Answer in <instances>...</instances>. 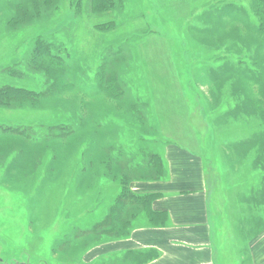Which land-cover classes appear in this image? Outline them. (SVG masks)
<instances>
[{"label": "rangeland", "instance_id": "1", "mask_svg": "<svg viewBox=\"0 0 264 264\" xmlns=\"http://www.w3.org/2000/svg\"><path fill=\"white\" fill-rule=\"evenodd\" d=\"M17 1L0 0V90L13 85L40 93L51 86L45 80L47 68L59 76L50 58L60 53L37 55V64L40 61L45 68L27 65L44 39L66 46L68 60L77 71H66V81L53 78L54 87L71 88L40 96L49 105L25 103L13 108L0 104V264L139 262L131 256L119 258L129 251L116 247L130 238L135 226L144 227L139 217L122 237L103 238V230L95 227L121 186L102 169L92 165L84 169L86 158L92 155L87 152L90 140L81 142L75 135L106 139L112 131L107 123L119 125L111 135L113 146L122 144L129 152L139 146L152 147L166 159V147L172 145L198 153L205 161L211 187L209 207L218 261L259 264L252 245L264 232V101L250 98L258 93L245 81L263 75V67L253 64L264 57V43L258 49L259 37L249 30L258 21L254 1L122 0L119 11L95 14L89 0H62L61 6H53L48 13L34 0H22L19 3L27 7L21 19L13 16L15 8L9 5ZM230 6L235 10L231 12ZM230 12L242 13L249 28L241 19L232 22ZM110 19L117 22L115 29L96 28ZM103 60L108 62L107 77L128 84L134 98L145 103L141 112L150 115L156 134L143 137L148 141L140 136L139 128L125 122L116 99L115 117H95L93 107L98 102L107 104L108 96L94 90L90 93L106 98L91 96L70 79L79 76L91 82ZM55 98L56 107L50 104ZM260 98L264 100L261 94ZM69 104H78L75 117L70 118L71 108L62 107ZM79 116L77 121L89 117L100 127L80 128L70 140L68 135L30 140V131L47 135L48 129L71 125ZM8 127L15 130L7 133Z\"/></svg>", "mask_w": 264, "mask_h": 264}, {"label": "trees", "instance_id": "2", "mask_svg": "<svg viewBox=\"0 0 264 264\" xmlns=\"http://www.w3.org/2000/svg\"><path fill=\"white\" fill-rule=\"evenodd\" d=\"M89 1H90V10L95 14L103 13V12L115 13L120 10L119 6L121 7V5L123 4L122 0H89ZM252 1H254L253 7H254V11L257 14V19H258L256 23H251L254 24L255 26L249 28L250 22L241 15L242 13H239V15H234V14L232 15L231 12L232 10L235 9L234 7L231 6L229 9L231 11L229 15V19H231L232 22H237L238 20L241 19L245 24V26L247 25L249 30L254 32L253 36L259 37V39H257L256 46L258 49H260V44L264 43V0H252ZM19 2H22V0H18L16 3L13 2L9 4L14 6L15 13L13 14V16H15L17 19L22 18V11H24L23 8L27 7L26 5H22V3ZM61 3L62 0H34V4L37 7L42 8L45 13H48L49 11L52 12L54 8H58L57 5L61 6ZM28 12L29 10L25 11L23 15L24 14L26 15ZM223 15L228 16L227 14H223ZM245 20L248 21L249 23H246ZM116 27H117V22L114 21V19H110L109 21L99 23L98 25H96V28L100 31H109L115 29ZM236 29H238L237 26L234 28V31H236ZM38 45H39L38 48H36L33 55H31L30 60L28 61L27 59V63H28L27 65H29L31 68L32 67L33 68L38 67V69L45 68L43 67V64L40 65V61L37 64L38 56H43V52L45 53L47 52L51 54L54 52H58L60 53L59 55H55L54 53V56L50 58V63L53 65L56 71H60L59 76L55 71L50 72L49 69L47 68L48 76L46 77L47 79L45 78V80L47 81V84L48 85L51 84V86H48L46 91L40 93L36 92V90L33 89L20 88L13 85L11 87L2 88L0 90L1 105L13 106V108H16L19 107L20 104H25V103L27 104H36L39 102H40L39 104L47 103V98L40 100L41 98L40 96H43L45 94L51 95L55 93H62L68 90L69 88H71L64 85H61L59 87H54V84L51 83V81H53V78L56 81L57 77H59L60 81L63 80L66 81L67 79L64 78L66 75V71H69V69H70L69 73L77 71V67L74 66V63H71L68 60L69 58H71L68 48L66 46L65 48L62 46L58 47L56 43H52L51 41H48L46 39L38 42ZM109 56L110 55L105 56L104 59L106 57L109 59L110 58ZM116 60L119 61V59ZM43 61L45 62V60ZM107 63H108L107 61L103 62V64L100 66V70L93 75L92 78L93 80L91 82H87L85 78H81L79 76L78 78L71 76L70 79L73 78L77 82L78 87L80 86V89L87 91V93L88 92L90 93L92 90H94V92L101 91L102 93H104V95L108 96V98H106L102 94L90 93L91 96L101 95L106 98L105 101H108V103L105 105H103L101 102H98L100 103L99 105H97L100 107L99 109L96 108L97 106L93 107L95 108L93 109V115L95 117H101L105 119L115 117L116 111H115L113 99H116L119 102L117 103L118 105H116V109L117 111L119 110L118 111L120 112L119 114L121 113L125 114V117L123 118L125 119V122L130 123L131 125H134L135 127L139 128L140 130L139 133L140 136H142V138L146 137V135L155 136L156 134L153 132L154 127L150 124V115L141 112L142 108H146L145 103L140 102L139 100L134 98L132 91L130 89L128 90L129 87L128 84L126 85L124 82L119 81L117 78L109 79L107 77L108 69L105 67ZM253 64L254 65L259 64L261 67H263L262 78H260L261 76L258 78L247 77L246 78L247 80L245 79V81H247L251 85L252 90L258 93V94H254L252 93L251 90L250 93H252L254 96L250 98L255 102L261 103L260 100H262V102L264 101L263 99L260 98V94L262 95V97L264 96V57L261 59H256V63ZM114 66L118 67L115 64ZM126 88L131 95L129 93L125 94ZM115 92H118V94H116ZM119 93L122 94L121 95L122 97L113 96V95L119 96ZM57 98H55V100L52 101L50 104L55 103L54 106L56 107ZM47 104L49 105V102ZM112 106H114V110L112 109L113 108ZM62 107L64 109L71 108L70 118L72 116L75 117V114L78 111L77 109L78 104L76 105L69 104L64 106L62 105ZM123 119L122 121H124ZM77 120H81L80 116L74 119V123L72 120L71 125L63 124L48 129L47 135L46 133L42 135L40 134L38 135L35 132H34L35 134H33L30 131V140L35 142L41 140L45 141L48 139L56 138L58 136L67 137V135L70 136L69 137L70 140L71 136L75 135L77 132L80 131V128H82V131H85L88 125H89L88 128H90L91 130H96L97 127H100L98 126L99 124L96 123V121L90 120L89 117L88 118L86 117V119L82 120L83 122H79ZM107 121L114 122L112 119H109ZM23 127L32 128L28 126H23ZM106 127L107 129L110 128V130H112L111 134L106 135L107 136L105 137L106 139H103L104 137L99 135L97 136L87 135L84 138L85 136L84 133H80V134L77 133L75 136L76 139H78V141L81 142L86 138H89L90 140L89 145L87 147L88 148L87 152L92 153V155L90 159L86 158V161H88V165L84 167V169L88 170L89 165H92L94 167L93 169H102L105 172H107V174H111L112 176H114L115 179L118 180L121 186V191L118 193L115 202L109 208L105 218L102 219L98 224H96L95 227L98 228V230L101 229L103 230L101 232L102 233L101 237L103 238L109 237L110 235H116V237H122L124 235L126 236L125 233L132 229L135 220L138 217H140V215L142 214L147 215L149 222L152 226H155L158 222H160V220L163 221V219L158 217V214L156 212L150 210V205L154 200L159 198L160 194L136 193L132 189V183H134V181L153 182V181H159L162 178H164L166 174V168H165L166 159L164 158L163 155L158 153L152 147L148 148L145 146H139L136 151L133 150L129 152L128 150L123 149L125 147H123L122 144H121L122 147L117 145L113 146L112 143L114 141L112 142V140H114V138L111 137V135H113L114 131L119 127V125L116 124L115 127L107 123ZM5 130L7 133H10L12 132V130H15V127H8ZM103 132L104 131H100L99 133H103ZM0 133L2 134L3 132L0 130ZM143 139L144 141H148L146 138ZM22 152L24 154L25 150H23ZM24 155L26 156L27 154L25 153ZM94 231L95 233L98 232L96 230ZM130 256L133 258V260H137V259L139 260L137 264H146L150 260L156 257V252L153 250L145 251V252L130 251L125 256H121V257L119 256V258L128 259Z\"/></svg>", "mask_w": 264, "mask_h": 264}, {"label": "crops", "instance_id": "3", "mask_svg": "<svg viewBox=\"0 0 264 264\" xmlns=\"http://www.w3.org/2000/svg\"><path fill=\"white\" fill-rule=\"evenodd\" d=\"M165 168V177L159 181L132 183L136 193L160 194L150 210L163 221L152 226L147 215H140L144 227L135 226L130 238L116 247L129 252L155 251L156 257L146 264H220L204 159L198 153L169 145ZM252 248L261 259L259 264H264V232L254 239Z\"/></svg>", "mask_w": 264, "mask_h": 264}, {"label": "flooded vegetation", "instance_id": "4", "mask_svg": "<svg viewBox=\"0 0 264 264\" xmlns=\"http://www.w3.org/2000/svg\"><path fill=\"white\" fill-rule=\"evenodd\" d=\"M19 264H27V263H25V262H19Z\"/></svg>", "mask_w": 264, "mask_h": 264}]
</instances>
